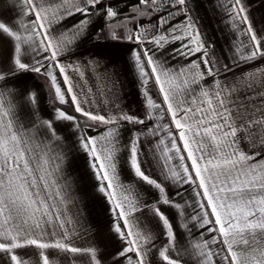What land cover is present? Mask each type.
<instances>
[{
	"label": "snow or ice",
	"instance_id": "obj_1",
	"mask_svg": "<svg viewBox=\"0 0 264 264\" xmlns=\"http://www.w3.org/2000/svg\"><path fill=\"white\" fill-rule=\"evenodd\" d=\"M0 7V264H264V28L245 0L218 5L219 52L190 0ZM98 23L96 39L134 46L139 110L111 61L77 56ZM70 154L108 204L111 247L86 239Z\"/></svg>",
	"mask_w": 264,
	"mask_h": 264
},
{
	"label": "crops",
	"instance_id": "obj_2",
	"mask_svg": "<svg viewBox=\"0 0 264 264\" xmlns=\"http://www.w3.org/2000/svg\"><path fill=\"white\" fill-rule=\"evenodd\" d=\"M113 2H120V0H113ZM220 2L221 0H213L210 4L209 0H190L194 17L202 25V30L206 32L207 39L215 42L217 52L222 46H225V50H227L226 42L230 38L229 29L225 27V23L221 22L226 14L222 8L218 7ZM245 3L249 9L253 26L257 30L264 28V0H245ZM0 4H2V0H0ZM214 6H216L215 11L213 10ZM13 15L14 13L5 11L0 7V16L10 19ZM79 18L78 16L72 17L65 23L70 26ZM99 26L98 23L89 29L88 37L79 44L77 56L82 60H87L92 55H99L104 57L106 61H111L120 73V84L117 87L122 88V94L126 97V104L131 106L133 110H139L142 97L139 95V85L128 51L134 46L117 41L103 40V38L96 39V31ZM19 84L21 87L28 86L37 91L41 115L48 116L51 107L48 103V90L44 80L37 78L35 74H26L20 78ZM153 96L155 99V93ZM128 135L129 133H124L125 138ZM68 172L73 178L76 192L80 197L85 222L91 229L90 236L86 239L103 237L111 247L113 242L109 239L111 215L108 211V204L96 192L94 187L96 181L88 169L83 155L70 154ZM190 195V191L186 192L185 198H189ZM61 264H63L62 261Z\"/></svg>",
	"mask_w": 264,
	"mask_h": 264
}]
</instances>
